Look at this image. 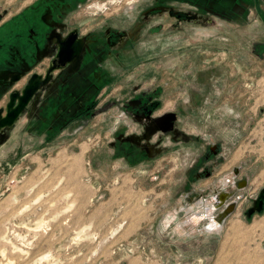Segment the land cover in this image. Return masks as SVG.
I'll return each mask as SVG.
<instances>
[{"label": "rangeland", "instance_id": "374dc122", "mask_svg": "<svg viewBox=\"0 0 264 264\" xmlns=\"http://www.w3.org/2000/svg\"><path fill=\"white\" fill-rule=\"evenodd\" d=\"M260 34H175L162 60L134 65L105 91L102 103L157 90L155 117L179 111L175 139L153 135L149 159L113 150L120 132L142 133L119 105L51 143L25 137L1 148L0 264H264V211L245 215L264 187V51L252 46ZM218 189L235 201L220 227Z\"/></svg>", "mask_w": 264, "mask_h": 264}, {"label": "flooded vegetation", "instance_id": "af4514ba", "mask_svg": "<svg viewBox=\"0 0 264 264\" xmlns=\"http://www.w3.org/2000/svg\"><path fill=\"white\" fill-rule=\"evenodd\" d=\"M4 3L0 0V149L11 140L25 137L34 143H51L64 131H80L98 115L119 105L125 116L141 125L142 133L135 135L141 141H124L120 132L113 150L127 160L149 159L153 151H149L148 143L153 135L159 136V141L165 135L175 139L179 111L155 117L161 103L155 96L157 90L141 91L122 102L113 97L102 103L105 91L127 77L134 65L156 59V54L162 60L163 52L174 49L169 41L175 34L226 26L260 28L261 36L252 46L254 53L264 51V0ZM215 147L221 150L220 145ZM208 151L215 153L209 146ZM246 184L241 179L234 186L243 189ZM261 196L264 202V187L252 198L246 216ZM232 198V191L214 192L212 204L226 200L215 210V216L235 202ZM259 214L254 212L248 218Z\"/></svg>", "mask_w": 264, "mask_h": 264}, {"label": "water", "instance_id": "95a60500", "mask_svg": "<svg viewBox=\"0 0 264 264\" xmlns=\"http://www.w3.org/2000/svg\"><path fill=\"white\" fill-rule=\"evenodd\" d=\"M16 112H15V114H17ZM3 131H5V129H3ZM148 135L152 136L153 132L148 133ZM149 136H147V135L144 136V139L146 141H148ZM124 141L129 142V141H131V139L128 138ZM228 198H230V197H228ZM225 202H226V200H224L223 203H218L217 205L212 204V208H214V210L219 209L225 204ZM234 207H235V203H233V202L230 204H227V205H225V208H223L222 211L217 216L214 217V219L217 220L219 227L223 224V222L225 221V218H227L233 212ZM263 208H264V202H263V198L261 196V197H259L258 201L254 202L253 207L247 213V217H250L254 212H256L258 214L261 213V211H263ZM215 220L212 219L211 221L214 222Z\"/></svg>", "mask_w": 264, "mask_h": 264}, {"label": "crops", "instance_id": "0c3cea01", "mask_svg": "<svg viewBox=\"0 0 264 264\" xmlns=\"http://www.w3.org/2000/svg\"><path fill=\"white\" fill-rule=\"evenodd\" d=\"M131 140H133L134 141V139H135V141L137 140L138 141V143L141 141V138L140 137H137V136H132V137H129ZM137 143V144H138ZM149 149V151L151 152V150L153 151V148H151V146L148 148Z\"/></svg>", "mask_w": 264, "mask_h": 264}, {"label": "trees", "instance_id": "16d2710c", "mask_svg": "<svg viewBox=\"0 0 264 264\" xmlns=\"http://www.w3.org/2000/svg\"><path fill=\"white\" fill-rule=\"evenodd\" d=\"M192 101H193V103H194V102H195V103H196V102H199V98H198V97H194V96H193V99H192Z\"/></svg>", "mask_w": 264, "mask_h": 264}, {"label": "bare ground", "instance_id": "6f19581e", "mask_svg": "<svg viewBox=\"0 0 264 264\" xmlns=\"http://www.w3.org/2000/svg\"><path fill=\"white\" fill-rule=\"evenodd\" d=\"M241 185H242V184H241ZM241 185H240V186H241Z\"/></svg>", "mask_w": 264, "mask_h": 264}]
</instances>
